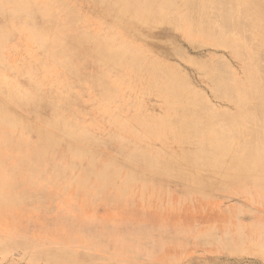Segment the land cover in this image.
<instances>
[{
    "label": "rangeland",
    "instance_id": "obj_1",
    "mask_svg": "<svg viewBox=\"0 0 264 264\" xmlns=\"http://www.w3.org/2000/svg\"><path fill=\"white\" fill-rule=\"evenodd\" d=\"M148 1L151 13L142 18L124 9L120 0H64L67 9L75 10L73 25L88 27L108 51L121 50L122 63L110 79H122L126 87L117 93L106 89L111 98L102 96L104 89L96 81L103 71L93 57L94 43L87 49L69 42L61 46L72 59L71 78L64 82L73 91L70 102L58 101L48 82L39 85L41 93L48 92L37 106H15L1 93L9 107L0 103V151H7L0 153V198L7 196L17 205L0 209V264H264L262 161L247 167L242 157L197 154L195 144L181 142L177 134L184 130L180 124L190 109H206L189 103L180 110L176 105L178 97L201 99L208 114H230L226 119L233 120L230 127L236 134L257 127L258 121L264 125V0L240 1L241 23L228 38L232 47L184 33L185 28L196 33L201 26L194 18L186 24L178 20L183 15L177 10L179 0ZM65 13L56 12L57 19ZM36 22L47 25L41 18ZM21 23L20 18L12 22L16 31L12 44L1 51L0 76L15 92L32 98L39 95L36 76L66 75V70L61 54L50 63L44 50L19 31ZM0 26L11 27L2 15ZM165 50L174 55L164 56ZM217 65L227 70L229 96L216 94L211 77L219 75L212 68ZM181 77L188 87L182 96L169 86ZM59 88L63 94V83ZM57 119L72 120L75 137ZM147 129L155 135L143 140ZM245 169L249 173H242ZM244 174L243 181L261 185L239 184Z\"/></svg>",
    "mask_w": 264,
    "mask_h": 264
},
{
    "label": "bare ground",
    "instance_id": "obj_2",
    "mask_svg": "<svg viewBox=\"0 0 264 264\" xmlns=\"http://www.w3.org/2000/svg\"><path fill=\"white\" fill-rule=\"evenodd\" d=\"M106 1V0H105ZM122 2L123 8L124 9H130L131 11H134L138 14V17H145V15L151 13V6L149 7V1L147 3H145V1H141L140 5L139 4H134L132 1L134 0H120ZM157 1V0H156ZM175 1V0H174ZM240 1L241 0H179L178 4H177V10L180 13H183V15L180 17V19L178 20H183L184 24L188 23L189 21H191L190 19L194 18V20H196L197 24L200 27V30L197 31L196 33H194V31L190 29V31H187L185 28L184 33L186 32H190L188 35H192V37H197L196 35H200L204 38H206L207 40L209 39H215L216 41L218 40V43L221 45H228L227 47H232L233 42L231 40H229V36L231 35H235L233 32L236 31L238 25H240L241 23V18H242V14L240 13V10L242 9V5H240ZM103 3H106L103 1ZM117 3V2H115ZM159 3V2H158ZM113 4V3H112ZM119 4V3H118ZM154 4V3H153ZM168 4V3H167ZM109 5V4H108ZM152 5V4H151ZM163 5V4H162ZM114 6V5H113ZM116 6V5H115ZM121 6V5H120ZM119 6V7H120ZM161 6V4L159 5ZM164 6V5H163ZM163 6H161L163 8ZM166 6V5H165ZM164 6V7H165ZM169 6V4H168ZM156 7H158V4L156 5ZM171 7V4H170ZM110 8V7H109ZM108 8V9H109ZM167 8V7H166ZM164 8V9H166ZM176 8V7H175ZM93 10V9H92ZM114 10V9H112ZM172 10V9H171ZM61 11H66V13L63 15L62 19H57L56 17V12H61ZM119 12V11H118ZM129 12V11H128ZM133 12V13H134ZM146 12V13H145ZM170 12V11H169ZM172 12V11H171ZM116 14V12H115ZM157 14V13H154ZM0 15L4 16L7 20V24L11 25L10 26H0V57H1V51L5 49L7 44H12V38L15 35V29L12 26V22H14L16 19L20 18V21L22 20L23 23H21V28H20V32L24 34V36L28 39V40H32L33 44L39 46L40 48H42L45 52V54L52 60L50 61V63L54 62L57 57L61 56L64 58V62L61 64L63 66V68L66 70V75L64 74H56V73H41V76H36L35 80L37 85L36 88V92L39 93V95H33L32 98L29 96H26L25 93H21L19 90L18 92H15V88L8 85L6 82H8L5 78H3L2 76H0V103L3 104L4 107H9L7 106V103L5 104L2 101L1 98V93L3 94H7L10 98V103L18 106L21 105L22 102L26 103L29 107H32L33 105L35 106V102H39V100H42V98L46 97V94L44 92H48V91H44V92H40V87L39 85H43L44 82H48L51 86V88L53 89V96L56 97V99L58 101H69L70 102V84L68 82H66L64 84V82L67 80V77L71 78L70 74L72 73L69 66L72 63V59L70 58V56H67V54L64 52V50L61 49V46L65 47V44L67 42H69V44H74V47H84L87 49V47H89L90 44L94 43V47H93V57L95 59V62L100 64L102 66V75L99 76L97 78L96 81H98V83H100L101 87L104 89V92L102 94V96H107L108 98L112 97V93L108 92V90L106 89H110L111 91L114 89V91L120 92L123 90L125 86V81L124 80H119L118 78L116 79H110L112 72L117 69L120 64L122 63L121 59L122 53L121 50H119L118 52H110L108 51L107 45H105L106 43H104L105 41H99L98 38L96 37V35H93L88 30L87 28H78L77 26L73 25V21L76 19V14H75V10L73 9H67L65 6V2L64 0H0ZM114 15V14H113ZM119 15V14H116ZM115 15V17H116ZM124 15V14H123ZM136 15V14H135ZM153 15V14H151ZM137 16V15H136ZM156 16V15H155ZM83 17V16H82ZM119 17V16H118ZM151 17V16H150ZM157 17V16H156ZM156 17L153 16V18H155L154 20L156 21ZM160 17V16H159ZM43 19L47 25H38L36 20L37 19ZM123 18V17H122ZM165 18V16H164ZM177 18V17H176ZM121 19V18H120ZM125 20L127 18H124ZM116 20V19H115ZM160 21V19H158ZM165 20V19H163ZM177 20V19H176ZM175 20V21H176ZM79 21V20H78ZM82 21V20H81ZM121 21V20H120ZM127 21V20H126ZM162 21V20H161ZM80 22V21H79ZM122 22V21H121ZM134 21H132L133 23ZM179 22V21H178ZM76 23V22H75ZM191 23V22H190ZM105 24V23H104ZM122 24V23H121ZM135 24V23H134ZM183 24V23H182ZM176 25H179L178 23H176ZM116 26V24H115ZM137 26V24H136ZM142 26V25H140ZM181 26V24H180ZM113 27V26H110ZM108 27V28H110ZM139 27V26H138ZM71 28V29H70ZM112 29V28H111ZM113 29H115L113 27ZM117 31L119 32V26L116 27ZM73 31V32H72ZM101 31V30H100ZM196 31V30H195ZM99 32V31H98ZM106 33V31H104ZM101 33V32H100ZM233 33V34H232ZM171 34V33H170ZM174 34V33H173ZM73 35H76L77 37H73ZM101 35V34H100ZM110 35V34H109ZM112 35V34H111ZM138 35V34H136ZM187 35V34H183V37ZM176 36V34H175ZM230 36V37H231ZM237 36V35H236ZM101 37V36H100ZM114 37V36H112ZM117 37V36H116ZM116 37H114V39H116ZM120 37V35H119ZM108 38V37H106ZM121 38V37H120ZM119 38V39H120ZM177 38V37H176ZM236 38V37H235ZM121 41V40H120ZM239 41V40H238ZM116 42V40H115ZM123 42V41H122ZM126 42V41H125ZM130 42V41H129ZM243 42V41H242ZM111 43V42H110ZM236 43V42H235ZM240 43V42H239ZM114 44V43H113ZM117 44V43H116ZM124 44V43H123ZM237 44V43H236ZM122 45V44H121ZM133 45V44H132ZM195 46H199L197 44H194ZM204 45V44H202ZM243 44L240 43V45L238 46H242ZM250 45V44H249ZM72 46V45H71ZM131 46V45H130ZM236 47H238L237 45H235ZM121 47V46H120ZM248 47V46H247ZM69 48V47H68ZM138 48V47H137ZM211 48V47H210ZM241 48V47H240ZM74 49V48H73ZM119 49V48H118ZM117 49V50H118ZM121 49V48H120ZM128 49V48H127ZM141 49V48H140ZM239 49V48H238ZM243 49V46H242ZM69 50V49H67ZM111 50V49H110ZM33 51V50H32ZM142 51V50H141ZM237 51V49H236ZM109 52V53H108ZM143 52V51H142ZM241 52V51H239ZM244 52V51H243ZM13 53V52H12ZM75 53V52H73ZM134 53V52H133ZM203 53V52H202ZM88 54V53H87ZM135 54V53H134ZM164 56H169L170 54H173L171 51L169 50H165V52H163ZM239 54V53H237ZM65 55V57H64ZM174 55V54H173ZM250 55V54H249ZM248 58L245 57V59ZM28 59V64H30V58L29 56L27 57ZM241 59V57H240ZM126 61V60H125ZM124 61V62H125ZM250 61V59H249ZM1 62V59H0ZM5 62V61H4ZM56 62V61H55ZM248 62V61H247ZM246 62V63H247ZM47 63V61H46ZM46 63H44V61L42 62L43 65H45ZM58 63V62H57ZM245 63V64H246ZM250 62L247 63V65ZM128 64V63H127ZM60 65V64H59ZM246 65V66H247ZM251 65V63H250ZM249 65V66H250ZM254 65V64H253ZM30 66V65H29ZM215 66V65H214ZM248 66V67H249ZM9 67V66H8ZM15 67V66H14ZM123 67V66H122ZM2 68V67H1ZM82 68V67H81ZM133 68V67H132ZM213 69L215 68L216 70H218L220 73L218 76H214L212 75L211 79H212V83L214 84L215 88H216V94L218 96L221 97H226L229 96L230 94V89L228 87V85H226L224 83V79L226 76V68L223 65H217L216 67H212ZM210 68L209 72L213 73V69ZM250 68V67H249ZM248 68V69H249ZM5 69V68H4ZM35 69V67L33 68V70ZM47 69V68H46ZM54 69V68H53ZM129 69V68H128ZM173 69V68H172ZM246 69V68H245ZM256 69V67L254 68V70ZM3 70V69H2ZM1 70V71H2ZM24 70V69H22ZM64 70V71H65ZM75 70V69H74ZM131 70V69H130ZM130 70H129V75H130ZM247 70V69H246ZM9 71V70H8ZM7 71V72H8ZM21 71V70H20ZM39 71V70H38ZM36 71V72H38ZM172 71V70H171ZM256 71V70H255ZM254 71V72H255ZM24 72V71H23ZM179 72V71H178ZM22 73V72H21ZM39 73V72H38ZM37 73V74H38ZM61 73V71H60ZM75 73V72H74ZM87 73V72H86ZM252 73V71H251ZM250 73V74H251ZM15 74V72H14ZM33 77H34V72L30 73ZM174 74V73H173ZM178 74V73H177ZM230 74V73H229ZM250 74L248 76V78L250 77ZM39 75V74H38ZM73 75V74H72ZM117 75V74H115ZM128 75V73H127ZM6 76V75H5ZM4 76V77H5ZM28 76V75H27ZM67 76V77H66ZM74 76V75H73ZM113 76V75H112ZM120 76V75H119ZM173 76V75H172ZM175 76V75H174ZM179 76V74H178ZM12 77V76H11ZM127 77V76H124ZM130 77V76H128ZM9 78V76H8ZM106 78L108 80V83L106 84ZM178 78V77H177ZM254 79V77H251ZM256 78V77H255ZM12 79V78H11ZM76 79V78H75ZM74 79V81H75ZM250 79V78H249ZM252 79V80H253ZM13 80V79H12ZM34 80V81H35ZM131 80V78H130ZM15 81V80H13ZM12 81V82H13ZM33 81V80H32ZM132 81V80H131ZM11 82V83H12ZM63 83V87H64V93L61 94L60 93V86ZM249 82V81H248ZM17 83V82H16ZM30 83V82H29ZM32 85V84H31ZM74 85V84H73ZM172 85V90L173 94L176 95H181L180 92L186 91L188 89L187 84L185 79H183L182 77L178 79V81H172L170 80L169 82V86ZM250 85V84H249ZM253 85V84H252ZM16 86V85H15ZM7 87V90L5 89ZM72 87V86H71ZM168 87V86H167ZM187 87V88H186ZM251 88V87H250ZM50 89V88H49ZM59 90V93H57L56 90ZM94 89V88H93ZM168 89V88H167ZM174 89V90H173ZM178 89V90H177ZM249 89V88H248ZM178 91L179 94L177 92L174 91ZM132 91V90H131ZM73 92V91H72ZM71 92V93H72ZM98 92V91H97ZM168 92V91H167ZM132 93V92H131ZM115 94V93H114ZM113 94V95H114ZM134 94V93H133ZM168 94V93H167ZM99 95V94H98ZM116 95V94H115ZM119 95V94H118ZM51 96V95H50ZM123 96V95H122ZM121 96V97H122ZM135 96V95H134ZM117 97V96H116ZM120 97V98H121ZM137 97V96H136ZM174 97V96H173ZM177 97V96H176ZM72 98V97H71ZM123 98V97H122ZM128 98V97H127ZM130 98V97H129ZM133 98V97H132ZM52 99V96H51ZM113 99V98H112ZM95 101V100H94ZM115 101V100H114ZM119 101V100H118ZM167 102H169L168 100H166ZM113 102V100H112ZM117 102V101H116ZM121 102V101H120ZM41 103V102H39ZM38 103V104H39ZM43 103V102H42ZM72 103V102H71ZM92 103V102H91ZM90 103V104H91ZM178 103V104H176ZM175 104L180 106V110L183 109L182 106H185L187 104L190 103V105L195 108V109H208V105L201 99H186L184 97L179 98ZM70 104V103H69ZM105 104V103H104ZM116 104V103H115ZM125 104V103H124ZM123 104V105H124ZM127 104V103H126ZM129 104V103H128ZM127 104V105H128ZM135 104V103H134ZM168 104V103H167ZM170 104V103H169ZM173 104V103H172ZM171 104V106H172ZM71 105V104H70ZM68 105V106H70ZM75 106V104H73ZM80 105V104H79ZM122 105V106H123ZM245 105V104H244ZM23 106L25 107L26 105L23 104ZM37 106V105H36ZM67 106V107H68ZM132 106V105H131ZM178 106V107H179ZM71 107V106H70ZM82 107V106H81ZM84 107V106H83ZM125 107V106H124ZM28 108V107H27ZM35 108V107H34ZM79 108V107H78ZM137 108V107H136ZM171 108V107H170ZM177 108V107H176ZM24 109V108H23ZM72 109V108H71ZM81 109V108H80ZM86 109V108H85ZM120 109V108H119ZM66 110V109H64ZM69 110V107H68ZM173 111L176 109H172ZM205 111H194L193 109H190V115L189 116H185L184 113L183 115V119H182V128H184V130H182L178 135V139H180L181 142L183 143H191V144H195V146H192L193 148L195 147V152L205 158L211 157V156H221V155H231L230 157H232V160H241L242 157V161L244 162L243 165L247 166V167H251L254 166L256 164V161H262V164L264 165V125H263V121H258V125L257 127H253V128H247L245 130H242L241 132H246L244 133H240L239 132L236 134L233 132V130H231L230 124L233 120H229L226 119L230 114L226 115L223 113H218L216 111H212L210 114H208ZM209 110V109H208ZM189 111V110H188ZM38 112V111H37ZM184 111H182L183 113ZM74 113V112H73ZM177 113V112H176ZM72 114V112H71ZM100 114V112H99ZM62 115V114H61ZM73 115V114H72ZM77 115V114H76ZM75 115V116H76ZM89 116V115H88ZM101 116V114H100ZM62 117V116H61ZM80 117V115H79ZM78 117V118H79ZM178 117V116H177ZM2 118L5 119L4 116H2ZM8 119H10V116L6 117ZM55 120V119H54ZM58 121H60L62 123L61 127L63 128V130L66 131V129L71 133L69 135H71L72 137H75L74 133L72 132L73 130L77 129L75 127L76 124L72 123V120H61V119H57ZM91 120V119H90ZM94 120V119H93ZM261 120H263L261 118ZM52 122V121H51ZM50 122V123H51ZM180 123V122H179ZM79 126V125H78ZM91 128V127H90ZM125 128V127H124ZM82 129V128H81ZM89 129V128H88ZM126 131V130H125ZM130 131V130H129ZM165 132V131H164ZM169 132V131H168ZM130 134V133H129ZM135 134V133H134ZM169 134V133H168ZM131 135V134H130ZM139 136V134H137ZM145 136L140 137L141 139L145 140L147 139L148 136H154L155 133L152 132L151 129H147L146 133L144 134ZM239 135H246L249 136L248 139L246 140H242V138ZM161 136V134H160ZM175 136V135H174ZM132 137V136H130ZM164 137V136H161ZM176 137V136H175ZM135 139V137L133 138ZM149 139V138H148ZM138 140V138H137ZM49 141V140H48ZM138 142V141H137ZM152 143V142H150ZM49 144V143H48ZM50 146V144H49ZM151 146V145H150ZM48 147V146H47ZM45 150V148H43ZM52 150V149H51ZM53 151V150H52ZM1 152H7L6 149L0 151ZM9 152V151H8ZM194 152V151H193ZM43 153V152H42ZM46 153V152H45ZM192 153V152H191ZM164 154V153H163ZM217 155V156H216ZM1 156V155H0ZM171 157V156H170ZM192 157V156H191ZM213 157V158H215ZM2 160V158H0V161ZM6 161V160H5ZM79 161V160H78ZM157 161V160H156ZM238 162V161H237ZM159 163V162H158ZM236 163V162H235ZM239 163V162H238ZM237 163V164H238ZM236 165V164H235ZM246 167V168H247ZM264 169V166H263ZM121 170V169H120ZM246 171L243 170L242 173ZM121 172V171H120ZM105 173V172H104ZM244 173H249V172H244ZM262 177L264 179V170L262 172ZM98 174V173H97ZM1 175V172H0ZM140 177V176H139ZM131 179V177H130ZM194 179V178H193ZM242 181L239 184H245L249 185H261L260 181L258 180H253L250 182H245L243 181L245 179V174L244 176H242ZM127 180V179H126ZM237 180V179H236ZM240 180V179H239ZM249 181V180H248ZM128 182V181H127ZM234 182V181H233ZM262 182V181H261ZM206 184V183H205ZM212 186V185H210ZM239 186V185H238ZM213 187V186H212ZM235 188V187H234ZM263 188V187H262ZM211 189V188H209ZM264 191V190H263ZM252 193V192H251ZM257 193V192H256ZM243 194V193H242ZM256 195V194H255ZM256 198L261 197L260 195L255 196ZM255 198V199H256ZM11 202V204H10ZM13 205H17V203L15 201L12 202L11 199L7 198V196H3L0 198V209L10 206L12 207ZM125 214H129L130 211L128 210H124L123 211ZM167 222V221H166ZM165 224H168L166 223ZM95 224V223H94ZM141 224V223H140ZM146 224V223H145ZM150 224V223H148ZM147 224V225H148ZM100 225V224H99ZM132 225V224H130ZM164 225V223H162V226ZM95 226V225H94ZM124 226V224H123ZM157 226V225H155ZM161 226V227H162ZM125 227V226H124ZM123 227V228H124ZM142 227L141 225H139V228ZM146 227V226H145ZM160 227V230L162 229ZM167 227V226H166ZM93 228V227H92ZM96 228V226H95ZM99 228V227H98ZM121 228V227H120ZM127 228V227H126ZM138 228V226H137ZM151 228V227H150ZM149 228V230H150ZM175 228V227H174ZM101 229V228H100ZM152 229V228H151ZM116 230V229H115ZM121 230V229H119ZM126 230V229H125ZM135 231H137L134 228ZM140 230V229H139ZM149 232L148 229H145ZM157 230V228L155 229ZM159 230V231H160ZM175 230V229H174ZM114 231V230H113ZM143 231V228L142 230ZM89 232V231H88ZM122 232H124V230H121V234ZM129 232V230H128ZM168 232H171L168 230ZM167 232V233H168ZM106 233V232H104ZM103 233V234H104ZM112 235L114 232H111ZM116 233V232H115ZM131 234H135L133 232H130ZM147 233V232H146ZM150 233V232H149ZM157 233V232H156ZM174 233V232H173ZM179 233V231L177 232V234ZM183 233V231H182ZM101 234V235H103ZM169 234V233H168ZM171 234V233H170ZM176 234V233H175ZM176 234V237L178 236ZM184 234V233H183ZM99 235V234H98ZM97 235V236H98ZM107 235V234H106ZM156 235V234H155ZM172 235V234H171ZM185 235V234H184ZM129 236V235H128ZM186 236V235H185ZM175 237V236H172ZM171 237V238H172ZM32 237L26 238L28 243L30 244V242L32 241L31 239ZM163 238V237H162ZM161 238V240H162ZM167 238V237H166ZM31 239V240H30ZM155 239V238H154ZM160 239V238H158ZM165 239V238H164ZM170 239V238H169ZM138 240V239H137ZM140 240V239H139ZM153 240V239H152ZM136 241V240H135ZM151 241V240H150ZM160 241V240H159ZM170 241V240H169ZM179 242V241H178ZM188 242V241H187ZM26 244V245H27ZM156 243H154L155 245ZM26 245H22V246H26ZM182 245V243H181ZM186 245V244H185ZM167 246V245H166ZM178 246V244H177ZM180 246V245H179ZM157 247V245H156ZM171 249V246H167ZM183 247V246H182ZM159 248V246H158ZM163 248V245H162ZM165 248V252L167 250ZM169 249V250H170ZM175 249V248H174ZM184 249V248H183ZM163 251V253H165ZM171 251V250H170ZM143 254H146L145 252ZM166 254H168L166 252ZM175 254V252H174ZM150 255V254H149ZM164 255V254H163ZM151 256V255H150ZM154 256V255H152ZM151 256V257H152ZM159 256V255H158ZM162 256V255H160ZM169 256V255H167ZM150 257V258H151ZM160 259V258H159ZM159 259H155V260H159ZM132 260V259H131ZM130 260V261H131ZM148 260V259H147ZM150 260V259H149ZM132 262V261H131Z\"/></svg>",
    "mask_w": 264,
    "mask_h": 264
}]
</instances>
